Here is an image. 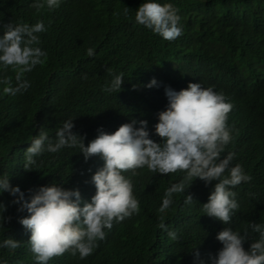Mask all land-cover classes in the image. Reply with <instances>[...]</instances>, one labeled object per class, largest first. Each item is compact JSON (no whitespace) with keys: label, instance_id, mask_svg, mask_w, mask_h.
Segmentation results:
<instances>
[{"label":"trees","instance_id":"obj_1","mask_svg":"<svg viewBox=\"0 0 264 264\" xmlns=\"http://www.w3.org/2000/svg\"><path fill=\"white\" fill-rule=\"evenodd\" d=\"M35 2L0 0V37L9 22L43 21L47 29L38 34L41 43L36 45L47 58L24 74L27 90H6L19 82L16 71L0 65V178L7 174L26 198L29 190L53 183L78 188L83 206L96 193L91 179L104 161L99 156L85 160L78 147H65L35 157L36 164L26 171L24 152L39 130L55 143L57 130L71 119L87 146L98 129L114 133L132 120H146L149 138L162 143L155 125L168 106L165 88L180 91L189 83L212 87L233 105L227 120L232 140L221 158L235 153L231 166L240 164L252 177L232 189L240 207L226 225L203 211L217 181L186 182V191L173 194L172 205L160 212L167 190L185 181L186 173L162 175L147 167L136 175L124 172L133 183L139 214L105 229V239L86 258L66 252L48 264H198L195 248L210 264L209 256L223 247L216 239L220 231L243 232L252 222L264 223V0H156L179 9L182 35L173 41L135 22L136 11L148 0H61L58 8L40 10L31 7ZM89 48L93 56H88ZM106 69L123 73L120 92L103 90L113 79ZM153 79L157 85L147 87ZM189 194L194 201L185 204ZM14 199L9 192L0 193V217H11L10 222L0 219V244L13 238L20 247H0V264H37L28 243L31 233L18 222L28 213L18 212ZM161 217L168 230L177 232V240L159 228ZM249 234L246 250L258 239L250 228Z\"/></svg>","mask_w":264,"mask_h":264},{"label":"clouds","instance_id":"obj_2","mask_svg":"<svg viewBox=\"0 0 264 264\" xmlns=\"http://www.w3.org/2000/svg\"><path fill=\"white\" fill-rule=\"evenodd\" d=\"M60 2L36 0L31 7L37 10L45 6L54 9L60 6ZM178 12L179 9L171 3L148 0L136 11L135 22L164 40L173 41L182 35ZM124 14H128L127 8ZM4 29L0 37V65L16 71L19 86L14 90L6 89L15 94L30 87V83L23 79L24 74L42 65L47 58V52L36 46L41 43L38 34L47 29L43 21L33 25L9 22ZM87 54L93 56L95 53L89 48ZM106 71L113 75L111 69ZM123 83V73L113 75L110 84L103 90L120 92ZM155 85L157 81L153 79L147 87ZM165 95L168 106L159 113V122L155 125V133L162 143L149 138L146 120H132L114 133L98 129L97 137L87 146L84 139L73 131L71 119L63 122L57 130L55 143L43 128L39 130L24 152L26 171H31L36 164L35 157L45 152L57 153L65 147H78L85 160L99 156L104 161L103 167L91 179L96 193L83 206L78 188L66 190L53 183L40 187L34 193L29 190L32 194L26 198L19 186L10 184L7 174L0 178V193L9 192L15 197L13 203L19 205L18 212L28 213L18 222L31 233L28 243L37 264H48V261L66 252L73 256L79 254L84 259L98 246L97 241L105 239V229L111 230L114 222L120 223L133 214H139L140 205L133 194V183L122 173L131 171L132 175H136L137 169L145 167L162 175L177 171L186 173L185 181L167 190L160 212L172 205L173 194L186 191V182L192 184L199 178L208 185L217 181L208 202L203 204V211L209 217L230 224L234 212L240 207L237 193L232 189L252 180L240 164L231 166L235 153L229 152L221 158V153L232 140L227 120L233 105L226 102L222 92L217 93L212 87L204 88L201 83H189L186 89L180 91L169 86L165 88ZM137 123L139 128L135 127ZM193 201L192 195H186L185 204ZM3 208L7 210L5 206ZM0 219L10 222L11 217L5 218L2 214ZM159 228L166 231L171 240L178 239L176 231L168 230L163 217ZM249 228L252 233L258 234V239L251 240L250 248L246 250L244 244L250 240ZM249 228L243 232L230 227L220 231L216 239L223 247L217 255L209 256L210 264H264V223L252 222ZM0 247L15 250L20 247V241L8 238ZM194 252L198 264H208L200 258L198 248Z\"/></svg>","mask_w":264,"mask_h":264}]
</instances>
